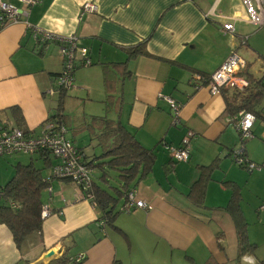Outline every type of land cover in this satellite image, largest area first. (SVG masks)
I'll use <instances>...</instances> for the list:
<instances>
[{"label":"crops","instance_id":"crops-1","mask_svg":"<svg viewBox=\"0 0 264 264\" xmlns=\"http://www.w3.org/2000/svg\"><path fill=\"white\" fill-rule=\"evenodd\" d=\"M0 2L24 10L19 21L0 29V123L18 126L12 117L18 113L19 126L39 132L57 108V94L49 90L62 59L56 40L40 43L35 34H75L91 64L74 70V87L66 91L63 107L76 102L84 113L95 110L85 116L102 115L103 74L108 71L118 97L117 111H110L155 156L151 171L133 187L151 208L125 213L119 202L112 222L71 180L47 181L51 194L46 186L42 202L51 214L42 219L39 232L28 234L17 247L0 222V264H50L63 255L75 264H264V170L249 171L229 156L240 144L238 132L226 121L223 91L230 97L231 89L210 94L192 77L214 72L240 47L239 38L255 31L240 0H39L28 7L19 0ZM83 2L94 3L96 11L80 14ZM224 22L233 24L234 34H222ZM245 61L243 75L251 87L255 78ZM163 96L179 104V124H173ZM262 120L256 116L254 136L244 142L245 155L254 162L264 160ZM188 129L195 133L189 158L173 161L166 146H178ZM81 135H75L80 145ZM33 155L45 180L57 159L42 151ZM15 160L26 164V158ZM213 161L217 165L205 172ZM10 177L1 179L0 187ZM92 180L98 182L94 175ZM240 224L255 249L238 258ZM79 255L83 259L76 261Z\"/></svg>","mask_w":264,"mask_h":264},{"label":"built area","instance_id":"built-area-1","mask_svg":"<svg viewBox=\"0 0 264 264\" xmlns=\"http://www.w3.org/2000/svg\"><path fill=\"white\" fill-rule=\"evenodd\" d=\"M26 7L35 5L39 0H19ZM245 8L248 21L254 26L264 27V0H240ZM97 6L92 2H83L80 6V14L85 12H95ZM24 10L8 3L0 2V29L6 24L20 20ZM215 15V13H213ZM221 32L234 34V26L231 22H224L221 25ZM37 33V32H36ZM40 43L47 40H56L59 43V54L62 59V68L54 78L55 85L49 90L50 94L57 89L69 90L74 87V70L78 66H89L91 60L87 56L88 49L80 46L79 37L75 34L58 35L48 31H42L35 36ZM240 43L247 42V36L239 38ZM246 67V61L239 56L236 51H231L225 60L208 75L193 74V78L202 82L210 94H217L222 89H234L242 91L249 86L248 79L243 75ZM168 102L173 124H179V104L170 96H163ZM256 119L253 112L239 110L234 114L228 113L226 121L231 124L238 132L240 144L229 151V156L233 162L245 167L249 171L264 170V160L254 162L247 158L244 151V142L252 138V126ZM195 136L193 130L188 129L181 138L178 146L165 145L169 150L173 161H187L189 158L190 140ZM46 150L56 159L52 165L50 175L46 181L52 179H67L77 184L83 195L89 199L95 206L96 202L91 193L93 170L83 163L84 152L78 149L73 141L67 136L64 126L58 125L55 120L46 119L37 134L23 130L18 126H12L7 122L0 123V156L13 153L34 154L38 151ZM46 190L51 194V187L47 185ZM3 195V189L0 187V198ZM11 207H18L14 201H10ZM135 208L150 209L151 205L137 196V190L131 188L125 196L120 212L129 213ZM260 208H264L261 205ZM51 214L50 208L42 204L40 218L45 219ZM83 255L75 258L81 261Z\"/></svg>","mask_w":264,"mask_h":264},{"label":"trees","instance_id":"trees-1","mask_svg":"<svg viewBox=\"0 0 264 264\" xmlns=\"http://www.w3.org/2000/svg\"><path fill=\"white\" fill-rule=\"evenodd\" d=\"M126 50L127 53L130 51L131 53L136 52L135 49ZM139 50L142 49L140 48ZM125 65V62L120 63V66L123 68H125ZM110 77V73L104 71L103 84L106 91V108L109 111H117L118 97L114 93L116 83ZM251 84L253 85L250 87L249 82L248 88L250 90L243 97L237 96L235 92L231 93L230 97H227L228 92L223 89L227 102V111L230 114H234L239 110H245L253 112L256 116H261L260 112L255 109V104L264 96V78L255 79ZM118 86H120L119 82ZM56 94L57 108L47 118L55 120L58 125L64 126L66 134L70 130L73 137L79 133H88L90 140L93 141L94 147L99 149L97 155H84L83 163L92 170L98 171L96 177L98 182L92 181L90 191L94 196L96 206L101 211L103 218L107 222H112L117 213L115 210L116 205L119 202H123L126 193L151 171L155 156L152 151L145 149L138 142L134 134L122 122L112 119L106 114L88 117L84 115L72 119L63 107L66 90L57 89ZM12 117H14L19 128L26 130L24 127L19 126L21 119L18 113L12 114ZM77 147L83 151L81 147ZM49 154L48 151L42 150L44 157L47 158ZM216 165L217 162L213 161L205 167V172L211 171ZM110 170L116 171V176L119 180L118 186H108V178L110 176L108 171ZM203 174L205 173H201L200 177ZM48 184L43 178L42 168H37L31 161L26 164H15L12 176L1 186L3 195L0 203V222L9 228L17 247L22 245L28 234L39 232L41 228L42 219L40 218V210L43 204L42 195L43 190ZM195 186L196 183L192 186L193 190L191 194ZM10 201L17 203L18 207H11L9 205ZM233 218L236 221L235 214ZM243 227L244 224L237 226L238 258L247 252H253L255 249V244L247 241ZM67 263H70L69 259L63 255L54 259L50 264ZM75 263L72 262L70 264Z\"/></svg>","mask_w":264,"mask_h":264},{"label":"rangeland","instance_id":"rangeland-1","mask_svg":"<svg viewBox=\"0 0 264 264\" xmlns=\"http://www.w3.org/2000/svg\"><path fill=\"white\" fill-rule=\"evenodd\" d=\"M236 53L248 61L249 67L252 66V68H249L248 74L253 76L255 79L261 78V76L264 75V27H260V28L256 27L255 31L252 34H250V36L247 35V42L243 44L240 43V47L236 50ZM249 90L250 89L247 87L246 89L239 92L234 89H231L229 92L230 93L235 92L237 96L243 97L244 95L248 94ZM255 105H256L255 109L259 111L262 116H264V96H262L259 99V101L256 102ZM97 106L98 105L96 103H93V107L97 108ZM90 111H94V112H87V111H85V113L82 112V104L81 106H79L77 105L76 102L72 103L71 106L65 109V112L68 113L69 116L72 117V119L79 118L84 115H89L90 113H95V110H90ZM103 114H106L108 117L115 119L113 112L109 111L107 108L106 110L104 108L102 115ZM259 122L260 120L258 119L256 123ZM262 123H264V120H262ZM232 128L235 129L233 126ZM82 134L85 135V137L81 135L84 138L82 139L80 145L79 141L77 140L78 138H75V136L73 137L70 130L67 131V136L73 139V142L77 143V145H80L86 155L90 156L93 152L94 154L97 155L99 153V149L93 146V141L90 140L89 134L86 132ZM16 158H26L24 163H28L31 159L36 167L39 166L36 164L37 162H39V159L34 157L33 154L18 152V153L6 155L4 157H0V181H2L1 179H4L5 182L11 176L10 173L14 167L13 164L16 163L15 160ZM5 161L7 162L5 163ZM41 166L42 165L40 164L39 167ZM108 173L110 175L108 178V186L109 187L118 186L119 180L116 176V171L110 170L108 171ZM93 175L94 178H96L98 175V171H95ZM3 183L0 182V185H2Z\"/></svg>","mask_w":264,"mask_h":264},{"label":"water","instance_id":"water-1","mask_svg":"<svg viewBox=\"0 0 264 264\" xmlns=\"http://www.w3.org/2000/svg\"><path fill=\"white\" fill-rule=\"evenodd\" d=\"M51 254H52V252H49V253H48V255H51Z\"/></svg>","mask_w":264,"mask_h":264}]
</instances>
